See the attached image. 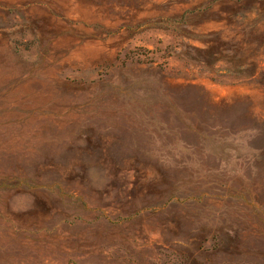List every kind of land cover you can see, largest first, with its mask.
<instances>
[{"label": "rangeland", "instance_id": "rangeland-1", "mask_svg": "<svg viewBox=\"0 0 264 264\" xmlns=\"http://www.w3.org/2000/svg\"><path fill=\"white\" fill-rule=\"evenodd\" d=\"M43 250L264 264V0H0V264Z\"/></svg>", "mask_w": 264, "mask_h": 264}, {"label": "crops", "instance_id": "crops-1", "mask_svg": "<svg viewBox=\"0 0 264 264\" xmlns=\"http://www.w3.org/2000/svg\"><path fill=\"white\" fill-rule=\"evenodd\" d=\"M63 251L58 249V253L63 252ZM43 252H44L43 254H46V257H44L43 254H41L40 256H37L32 253V255L29 254L27 257L24 258L23 264H50L51 259L48 256L50 254L49 250H43ZM62 254L63 256H61L58 260H54V261L57 262L58 264H68L67 261L64 260V253Z\"/></svg>", "mask_w": 264, "mask_h": 264}]
</instances>
